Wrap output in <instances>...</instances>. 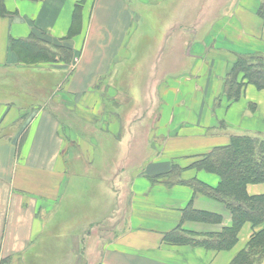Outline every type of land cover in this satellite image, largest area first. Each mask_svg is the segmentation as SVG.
<instances>
[{
    "label": "crops",
    "instance_id": "obj_1",
    "mask_svg": "<svg viewBox=\"0 0 264 264\" xmlns=\"http://www.w3.org/2000/svg\"><path fill=\"white\" fill-rule=\"evenodd\" d=\"M263 3L0 0V264H231L246 250L264 225H244L228 251L169 236L206 241L233 226L224 203L189 183L217 189L220 177L197 168L204 156L232 136L264 137V90L248 84L238 102L224 95L238 56L264 58ZM162 8L192 21L185 35L142 32L143 13ZM19 44L74 58L30 60ZM141 48L167 53L162 77L161 61L153 64L158 95L146 110L143 95L111 75L120 54ZM247 194L264 196V184ZM78 206L101 215L72 231L58 220Z\"/></svg>",
    "mask_w": 264,
    "mask_h": 264
},
{
    "label": "trees",
    "instance_id": "obj_2",
    "mask_svg": "<svg viewBox=\"0 0 264 264\" xmlns=\"http://www.w3.org/2000/svg\"><path fill=\"white\" fill-rule=\"evenodd\" d=\"M3 15V14H2ZM258 17L264 22V3L260 6ZM16 47V46H15ZM25 51V57L42 62L54 61L57 56L62 61L72 59V52L62 48L60 55L35 45L19 44L16 48ZM50 51V52H49ZM66 53L68 59L61 56ZM241 79V80H239ZM264 90V58L261 56H238L225 80L224 95L228 102H238L246 85ZM197 168L216 174L221 179L217 189L209 188L198 182H190L195 193L220 201L226 205L233 217L232 228L226 229L219 237L200 241L185 236L180 230L169 236L181 244L202 247L207 250L228 251L238 240L240 230L251 223L257 229L264 225V196L250 197L247 186L264 184V137L232 136L229 145L214 149L204 156ZM172 237V238H170ZM264 262V228L257 232L246 250L241 252L231 264H262Z\"/></svg>",
    "mask_w": 264,
    "mask_h": 264
},
{
    "label": "rangeland",
    "instance_id": "obj_3",
    "mask_svg": "<svg viewBox=\"0 0 264 264\" xmlns=\"http://www.w3.org/2000/svg\"><path fill=\"white\" fill-rule=\"evenodd\" d=\"M174 7H178V6L174 5ZM189 8L190 10H192L191 6H189ZM158 10L159 11L156 12V10L152 11L150 9H147L146 12L143 13L146 21L142 29L143 30L142 32L144 31L155 32V33H158L160 36L161 34L165 32V30L167 31V29L169 28V29H173V31H178L179 32L178 36H180L184 34L183 28H187L191 26L192 24V21H189V22L179 21L178 18L171 16V13L164 11V8H162V10L161 9H158ZM206 25H209V24L206 23L205 26ZM158 38H159V42L161 43L160 41L161 38L160 37ZM188 38L192 39L193 36H190ZM144 39H146L147 42L151 44L150 48H153L154 43L152 42L153 41L152 37H142L141 39L142 44H143ZM159 42H157L156 44L157 48L160 45ZM145 48H148V47H145ZM141 49L142 50H140L139 52H135V53L131 52V53H126L124 55L120 54L119 60H116L113 64L114 70L113 69L111 70V75L115 76L119 80V82L124 83V88L126 89V91H129L135 94L141 93L143 95L142 96L143 101H141L142 106H143L142 108L143 110H146L151 107V101L153 104L154 103L153 99L156 100L157 99L156 95H158L159 84L158 82L157 84H154L153 82V76H154V70H155L153 67V64L155 61H161L160 67L158 68L157 77H162L166 73L164 72L163 67L165 65L164 62L167 60V53L161 54L160 51L159 52L154 51V50L144 51V48H141ZM71 55H72L71 58L73 59L74 56L73 54ZM61 56L65 57L66 59L70 57L66 53L62 54ZM173 58L175 59L174 53H173ZM184 60H185L184 58L181 59V62H184ZM68 61H71V59L67 60V62ZM117 61L118 63L122 62L121 63L122 65L120 63L119 65H117ZM116 66H117V69L115 71ZM186 68H187V62L185 61V63H182V67L180 68L173 67L169 71L170 73L177 75L185 71ZM132 77H137V80L139 81L138 85L129 84V82H131L129 80ZM83 207H88V206L84 205ZM100 215L101 214L97 212L85 211L84 209H81V206H78V207H74L73 209L68 210L67 212H64L63 216H65V218L61 217L58 221L62 222L61 221L62 219L64 223L70 222V224L72 225V231H73L74 230L73 227H76V225L79 222H81L80 224L87 226V224H89L90 221L100 218ZM85 216H87L86 221H85ZM74 222H78V223H74ZM65 233L67 232L65 231ZM61 236H62L61 239H59L58 241V244H61L60 252L67 253V242H68L67 237L68 236H65L64 234H61ZM54 252H57V250ZM37 263L46 264V263H51V262H48V261L29 262V264H37ZM56 263L57 264H72V262H68V261H56ZM73 264H81V263L76 262Z\"/></svg>",
    "mask_w": 264,
    "mask_h": 264
}]
</instances>
